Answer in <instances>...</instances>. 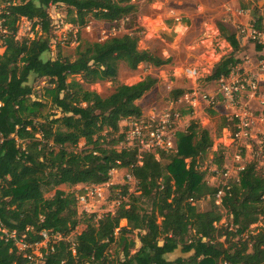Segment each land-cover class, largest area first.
Returning <instances> with one entry per match:
<instances>
[{
  "label": "trees",
  "instance_id": "1",
  "mask_svg": "<svg viewBox=\"0 0 264 264\" xmlns=\"http://www.w3.org/2000/svg\"><path fill=\"white\" fill-rule=\"evenodd\" d=\"M130 1L5 0L0 11V264H109L107 251L113 243L122 254L119 264H264V227L248 229L264 212V175L257 172L255 161L246 163L226 184L210 185L200 164L213 139L193 120L174 132L175 149H155L157 157L142 152L140 159L137 140L115 147L130 142L119 132V122L140 118L141 108L135 101L153 82L118 84L106 96L83 86V82L113 78L117 61L130 69L140 63L161 66L169 62L138 48L142 28L136 5ZM56 4L66 7L72 25H84L87 15L107 21L123 19L128 32L85 42L73 60L59 54L44 58L51 42L47 9ZM22 17L38 29L34 37L18 40L15 33ZM261 20L257 17L252 28L261 31ZM220 30L232 52L238 51L235 34L224 27ZM255 46L257 50L263 47ZM239 62L233 53L222 57L206 79L228 77ZM76 75L82 82L67 81ZM30 76L46 81L45 101L31 97ZM182 94L181 89L172 91L174 100ZM47 101L54 111L43 113ZM209 112L215 111L210 108ZM221 124V128L226 125L224 120ZM80 140L85 147L72 149ZM213 162L221 168L223 153ZM118 168L128 170L138 193H129L126 184L112 185L120 189V202L113 212L96 220L94 213H86L83 219L78 216L72 194L56 189L51 197L43 195V190L59 184L108 182L110 171ZM219 190L222 194L216 202ZM202 202L205 205L200 208ZM221 209L227 223L218 224ZM122 219L126 225L119 227ZM81 220L85 226L73 241L63 239L52 245L42 263L31 261L29 247L20 250L16 245L17 241L26 245L41 241L43 230L65 238ZM12 231L13 237L5 235ZM133 233L139 247L131 252ZM175 250L186 255L167 258Z\"/></svg>",
  "mask_w": 264,
  "mask_h": 264
},
{
  "label": "rangeland",
  "instance_id": "2",
  "mask_svg": "<svg viewBox=\"0 0 264 264\" xmlns=\"http://www.w3.org/2000/svg\"><path fill=\"white\" fill-rule=\"evenodd\" d=\"M130 2L136 5L137 22L142 28L138 48L148 50L162 58H169V62L161 66L140 63L135 69H130L124 62L117 61L116 74L113 78L92 83L83 82V86L101 96H106L118 84H134L149 79L153 82L151 88L136 102L141 108L140 118H128L119 122V132L123 131L126 139L136 135L135 123L145 130L149 125L167 127L165 123H168L171 131L163 132V135L172 137L175 131L183 130L193 120L207 129L213 139L212 147L205 153L200 164L201 170L206 171L205 179L210 185L226 184L230 179L236 178L239 169L250 161H255L257 172L264 175V66L261 64L264 63V46L261 50H257L255 46L257 43L248 32L257 17L262 18L261 26L264 29V0H131ZM4 5L5 0H0V11ZM47 11L51 18V42L50 51L43 54L44 58L53 59L59 54L73 60L77 56L78 46L82 47L85 42L103 41L128 32L123 19L107 21L87 15L84 25H72L68 22L67 9L64 5H50ZM17 26L15 37L18 40L34 37L38 29L37 25L24 17L18 20ZM221 27L235 34L239 41L238 51L232 52L230 44L221 34ZM0 32H3L1 27ZM2 51L3 47L0 46V53ZM232 53L234 57L240 59V62L232 68L227 78L240 80L243 77L250 78L259 83V88L256 93H251L244 80V91L238 90L235 96L232 94L231 98L224 99L221 96L220 81H208L206 78L222 57ZM71 79L82 82L79 75L70 76L67 81ZM29 83L34 89L31 97L45 101L43 87L46 86V81L30 76ZM175 89L184 91V94L176 100L172 95ZM241 107H246L249 125L245 129H237L235 135L234 127H237V124L234 122L233 114L240 113ZM51 108L50 102L47 101L42 111L43 113L54 111ZM210 108L215 111L213 114L209 112ZM223 120L226 125L221 128ZM145 134L148 135L147 131ZM110 139L109 137L108 140ZM128 141L130 142L127 144L124 142L115 147L120 149L122 144L129 146L135 140ZM172 143L173 139L171 145ZM84 147V141L80 140L72 149L78 151ZM220 152L224 155V163L221 168H217L213 160ZM154 154L157 157V153ZM142 157L143 155L140 159ZM116 184H126L129 193H138L135 191L136 182L128 170L118 168L110 171L108 182L97 185L59 184L53 189L43 190V195L46 198L51 197L56 189L72 194L76 200L78 216L94 213L96 220L107 212H113L119 204L120 200L117 197L120 189L111 188ZM221 194L222 190H219L216 202L220 201ZM204 205L202 202L199 207L202 208ZM221 212L223 216L218 224L227 223L225 210L221 209ZM245 223L246 219L241 224L245 225ZM124 225L126 220H120L119 227ZM84 226L81 220L65 238L60 234L53 236L48 234L46 239L29 246L21 245L19 241L16 245L20 250L29 247L32 254L31 261L42 263V256L47 249H52V245L60 244L63 239L73 241L74 235L80 233ZM248 227L249 230L264 227V212L259 216L257 223ZM130 237L135 240V246L131 249L133 252L139 247V241L135 233ZM107 253L111 261L109 264L120 263L122 254L115 243L111 244ZM185 255L175 250L168 254L167 258L173 260Z\"/></svg>",
  "mask_w": 264,
  "mask_h": 264
},
{
  "label": "built area",
  "instance_id": "3",
  "mask_svg": "<svg viewBox=\"0 0 264 264\" xmlns=\"http://www.w3.org/2000/svg\"><path fill=\"white\" fill-rule=\"evenodd\" d=\"M248 32H249L250 37L256 43L262 44L264 46V29H262L261 31H258L254 28H251V29H249ZM261 64L264 66L263 62ZM226 80H228V81H226ZM244 80L250 88L249 91L251 93H253V92L256 93V91L259 88L258 82L252 81L250 78H246V77H243L241 80L237 79V78L234 79V78L225 77V78L219 79L221 96L224 99L231 98L232 94L235 96V94L238 90L244 91L245 90V88H243ZM239 111H241V112L233 114V118L237 120V129L242 130V129L247 128V126L249 125V122H248L249 114L247 113L246 107L245 108L241 107V109ZM165 124L167 125V127H165L164 125H159V126H155V127H153L152 125H149V128L147 130H145V129H142L141 125L138 126L135 123L136 130L134 131V133L136 135H132V136H134L133 138L127 137V140H137V143L139 145V150L141 151V153L139 154V158L142 155V152H154L155 149H165L166 150V149H174L175 148L174 135L172 137H168V136L166 137L163 135L164 134L163 132L166 133V132L171 131L169 124L168 123H165ZM161 126H163V127H161ZM146 131H147L148 135L145 134ZM235 135H237V133H235ZM172 139H173V143L171 145ZM40 234L42 235L41 241L46 239L48 234L52 235V236L57 235V234H51L46 230L41 231ZM5 235H7L9 237H13L14 231H12L9 235L8 234H5ZM19 243L21 245H24V246L31 245V244L26 245L21 241H19ZM29 258H31V257H29Z\"/></svg>",
  "mask_w": 264,
  "mask_h": 264
},
{
  "label": "crops",
  "instance_id": "4",
  "mask_svg": "<svg viewBox=\"0 0 264 264\" xmlns=\"http://www.w3.org/2000/svg\"><path fill=\"white\" fill-rule=\"evenodd\" d=\"M224 78V77H223ZM135 102H137V100L135 101ZM17 244V243H16ZM18 247V246H17ZM19 248V247H18Z\"/></svg>",
  "mask_w": 264,
  "mask_h": 264
}]
</instances>
